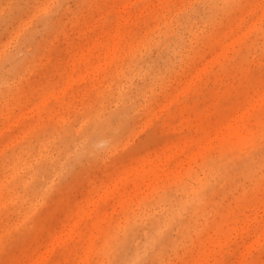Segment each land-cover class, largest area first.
Returning a JSON list of instances; mask_svg holds the SVG:
<instances>
[{
    "label": "rangeland",
    "instance_id": "rangeland-1",
    "mask_svg": "<svg viewBox=\"0 0 264 264\" xmlns=\"http://www.w3.org/2000/svg\"><path fill=\"white\" fill-rule=\"evenodd\" d=\"M0 264H264V0H0Z\"/></svg>",
    "mask_w": 264,
    "mask_h": 264
}]
</instances>
